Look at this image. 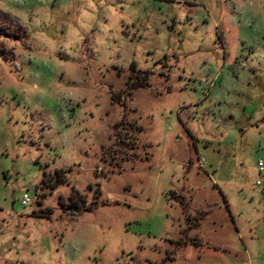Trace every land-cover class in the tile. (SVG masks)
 Returning <instances> with one entry per match:
<instances>
[{
	"label": "rangeland",
	"instance_id": "1",
	"mask_svg": "<svg viewBox=\"0 0 264 264\" xmlns=\"http://www.w3.org/2000/svg\"><path fill=\"white\" fill-rule=\"evenodd\" d=\"M258 161L264 0H0V264H264Z\"/></svg>",
	"mask_w": 264,
	"mask_h": 264
},
{
	"label": "built area",
	"instance_id": "2",
	"mask_svg": "<svg viewBox=\"0 0 264 264\" xmlns=\"http://www.w3.org/2000/svg\"><path fill=\"white\" fill-rule=\"evenodd\" d=\"M203 158H199V164L200 167H203ZM257 168H258V173H259V179L255 182L256 185L261 184V180H264V165L262 161L257 162ZM31 198L28 193H23L19 199V203L23 206L26 207L30 203Z\"/></svg>",
	"mask_w": 264,
	"mask_h": 264
}]
</instances>
